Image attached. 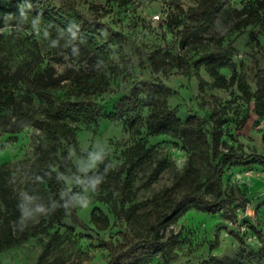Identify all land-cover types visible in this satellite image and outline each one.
<instances>
[{"label": "rangeland", "instance_id": "374dc122", "mask_svg": "<svg viewBox=\"0 0 264 264\" xmlns=\"http://www.w3.org/2000/svg\"><path fill=\"white\" fill-rule=\"evenodd\" d=\"M71 1L86 15L100 16L105 23L101 34L108 40L105 79L85 96L92 120L61 117L77 142L75 150L71 142L64 141L71 161V167L63 168L65 187L74 192L75 203L77 197L87 196L89 206L78 208L76 204L80 223L72 216L55 220L47 215L48 187L35 171L44 150V134L29 125L8 131L23 115H44L33 73L19 71L15 83L0 85V91L7 95L0 106V199L6 210L0 226V264H35L40 255L44 256L42 264H106L114 245L149 237L146 202L162 194L186 171L191 152L195 153L191 188L211 196L210 149L208 152L190 133L186 135V119L193 115L199 116L194 126L208 142L213 120L220 121V153L236 151L247 158L222 164L223 187L231 192V198L215 212L195 207L181 212L161 229L166 249L142 264H239L246 256L255 264H264V163L256 157L264 156V95L256 92L257 76L264 74V22L242 29L233 26L255 0H228L186 55L193 64L201 53L214 47L213 39L221 38L229 62L219 71L227 79L235 75L228 87L218 84L204 64L190 75L176 64L178 32L187 21L184 12L200 0ZM69 4L65 0H0V18L2 8L18 9L7 12L9 24L0 26L1 65L10 72L52 68L54 76L69 79L100 70L95 60L62 49L65 38L59 26L26 12ZM154 14H159V19L154 20ZM236 77L243 78L250 97L243 94ZM140 80L170 89L165 101L177 119L171 128L150 131L151 96L143 92L137 93L134 110L115 115L118 98L132 91ZM71 99L82 100L76 96ZM100 150L102 161L85 171L89 154ZM160 161L166 166L152 178ZM104 165L113 176V184L102 182L98 192H85V185L76 178L86 183L89 173ZM25 194L32 198L31 207H42L45 212L23 216ZM92 212L99 218L98 224L92 221Z\"/></svg>", "mask_w": 264, "mask_h": 264}, {"label": "trees", "instance_id": "16d2710c", "mask_svg": "<svg viewBox=\"0 0 264 264\" xmlns=\"http://www.w3.org/2000/svg\"><path fill=\"white\" fill-rule=\"evenodd\" d=\"M65 1L70 3L66 8H30L26 12L41 22L59 26L65 38L62 49L71 54L78 52L84 59L95 60L101 69L94 72H82L80 75L69 79V77L63 75L54 76L52 68L41 71H34L32 68L27 70L17 68L10 72V69L4 68L0 63V85L4 86L9 82L15 83L19 71L33 73L35 91L44 105V115L42 117L23 115L19 123L13 125L8 131L11 133L16 132L28 125L35 126L42 131L44 134V150L38 157L35 171L38 176L45 180L48 187L50 201L47 204L46 213L55 220L72 216L80 223L76 213L74 192L65 187L63 175V168L71 167L70 158L64 149V141L71 142L73 148L77 150L76 135L61 117L63 115L79 116L85 120H92L93 114L85 105L87 102L85 96L98 88L105 79V69L109 63L108 40L101 34L105 23L101 21L99 15L88 16L79 11L71 0ZM227 1L200 0L196 6L184 12L187 21L182 23V28L178 32L179 50L176 63L180 70L185 68L187 75H190L192 70L198 67L199 64H204L208 73L223 87H228L234 83L235 75L233 74L227 79L219 71L220 67L226 66L229 62L226 50L221 44V38L213 39L211 42L215 44L214 47L210 49L207 47L208 49L201 53L199 59L193 64L187 60L186 55L197 46L196 41ZM92 7L94 9L98 8L97 5ZM16 10L18 9L13 6L2 8L4 14L0 18V26L9 24L5 19V14ZM259 22H264V0H255V3L234 22L233 26L235 29H242ZM177 23H180V21ZM69 28L75 33L74 37L68 31ZM209 45L210 43L207 44V46ZM112 66L118 70L115 65ZM129 66L130 64L127 61V67ZM236 78L243 94L250 97L252 93L248 90L243 78ZM138 92L151 96L152 119L149 128L152 133L171 128L177 123L175 114L168 109L165 101L166 96L170 94V89L148 80L137 81L132 91L118 98L114 105L115 115L134 110L139 101ZM256 92L264 95V74L257 76ZM72 96L80 97L82 100L72 101ZM5 99H7V95L0 91V106L5 104ZM198 118L199 116L193 115L186 119V135L190 133L200 144L207 146L208 152L210 149L209 155L213 160L210 174L211 196H206L198 189L191 188V183L194 181L192 172L195 156V153L191 152L186 171L162 194L152 197L146 202L149 237L130 244L114 245L110 250V256L106 264H142L156 253L166 249L167 242L162 239L161 229L164 225L176 219L181 212L189 207L215 212L221 208L226 199L231 198V192L223 187L222 164L232 159H246L247 156H243L236 151L220 153L218 151L220 121L213 120L211 141L208 142L205 134L194 126ZM256 157L261 163H264V156L257 155ZM165 166L166 162L160 161L152 172V178L158 177ZM89 176H100L106 185L111 186L113 184V176L109 175L108 167L105 165L101 166L96 173L90 172ZM123 192H125V189ZM3 205L4 200L0 199V226L5 210ZM7 207L10 208L9 203ZM91 219L95 224L99 223V218L95 215V212L91 213ZM22 234L23 238L26 237L24 232ZM43 261L44 256L40 255L35 264H42ZM239 264H255V261L252 257L246 256Z\"/></svg>", "mask_w": 264, "mask_h": 264}, {"label": "clouds", "instance_id": "9594fccd", "mask_svg": "<svg viewBox=\"0 0 264 264\" xmlns=\"http://www.w3.org/2000/svg\"><path fill=\"white\" fill-rule=\"evenodd\" d=\"M68 31L72 34L73 37L75 36V33L72 32L71 28H69ZM103 155L104 154L102 150L91 152L89 154L88 162L84 170L87 171L91 168L96 167L97 163L102 161ZM76 182L85 185L84 186L85 192H89V191L98 192L99 187L101 183L103 182V178L100 176H93V177L88 178L86 183L85 181L79 178H76ZM24 198L26 200V205L22 208L23 216L30 217L34 213H44L45 212V209H43L42 207H39V206L35 208L31 207V201H32L31 197L25 194ZM76 204L78 205V208H87L89 206V200L87 196H80V197H77Z\"/></svg>", "mask_w": 264, "mask_h": 264}, {"label": "built area", "instance_id": "2783aa9c", "mask_svg": "<svg viewBox=\"0 0 264 264\" xmlns=\"http://www.w3.org/2000/svg\"><path fill=\"white\" fill-rule=\"evenodd\" d=\"M152 18H153L154 20L159 19V14H154V15L152 16Z\"/></svg>", "mask_w": 264, "mask_h": 264}]
</instances>
